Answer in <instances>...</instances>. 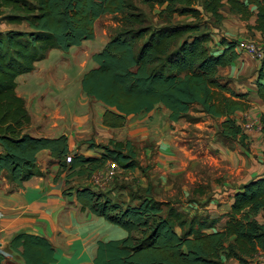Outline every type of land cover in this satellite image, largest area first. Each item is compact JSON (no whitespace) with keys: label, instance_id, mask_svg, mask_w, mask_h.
Segmentation results:
<instances>
[{"label":"trees","instance_id":"trees-1","mask_svg":"<svg viewBox=\"0 0 264 264\" xmlns=\"http://www.w3.org/2000/svg\"><path fill=\"white\" fill-rule=\"evenodd\" d=\"M137 1L150 11L157 8L153 21L135 0H0V23L14 25L0 29V176L22 186L42 175L37 164L41 150L49 151L57 173L67 171L66 181L89 177L107 161L124 169L139 167L129 140L96 144L87 139L89 147L101 152L85 156L72 152L63 134H30V114L16 93L20 74L31 72L52 49L68 51L93 39L94 24L104 15H112L116 25L103 47L91 55L95 66L80 80L84 94L104 106L103 126L122 127L129 116L156 107L166 108L170 121L194 123L200 116L193 112H202L218 119L216 140H235L247 150L249 137L234 113L248 109V92H236L229 78L220 74L242 51L237 39L213 42L210 29L224 18L226 6L247 22L248 30L260 33L258 42L264 47V0ZM252 16L254 22L249 23ZM263 68L261 64L255 85L256 96L264 101ZM74 190L81 209L127 232L99 241L93 264H251L264 250V174L241 183L228 210L215 216L199 208H178L177 199H159L149 190L139 189L133 203L114 200L90 185ZM9 248L24 264L55 260L54 248L43 236L17 233ZM4 258L0 252V264Z\"/></svg>","mask_w":264,"mask_h":264},{"label":"crops","instance_id":"crops-1","mask_svg":"<svg viewBox=\"0 0 264 264\" xmlns=\"http://www.w3.org/2000/svg\"><path fill=\"white\" fill-rule=\"evenodd\" d=\"M223 15L221 22L210 29L213 42H218L221 37L226 40L246 38L261 40L259 32L248 30L247 22L230 13L226 6ZM254 18L255 16H252L249 23H253ZM6 27L4 25V28ZM85 41L79 46H72L68 51L83 48ZM106 41L101 44V48ZM96 49L97 47L93 53L100 50ZM53 50L55 49H52L46 58L36 62L31 72L20 74L16 78V93L24 99L31 118L29 133L44 137L63 134L67 137L72 152L77 151L85 156H98L101 150L97 147H89L84 141L92 139L96 144H104L109 138L115 137L117 130H121L130 119H133L136 122L133 126L136 127L132 129L135 132L132 135L139 136L140 142L145 141V149L142 148L141 156L154 160V163L148 166V170L145 169L148 171L146 175L141 174L143 176H139L140 178L136 177L140 174L138 167L121 168V173L114 178L121 183H118V186L112 180L110 183L112 199L116 200V195L122 194L123 190H119L122 182L138 178V185L134 183V186H138L141 192L149 190L156 198L165 199L164 197L168 196L173 199L177 192L179 196L186 197L191 189V198L198 199V203H205L203 208L206 211L211 213V207L222 202L226 206L221 212L224 213L229 208L233 193L241 183L264 174L263 155L242 154L241 149L230 148L216 140L213 135L206 139L205 136L208 135H203V131L208 129L206 126L198 133L196 140L190 136L192 129L203 128L202 120L207 121L212 118L202 112H193L200 116V120L194 123L185 119L170 121L167 118L168 110L164 107H156L147 113L129 116L122 127L103 126L101 124L103 111L99 110L98 101L89 96L76 97V93L74 95L72 88L69 87L68 90L62 91L68 82V74L59 71L61 75L58 79L56 64L44 63ZM261 64V61L242 51L230 65L220 69V74L229 78V86L232 89L236 92H248V109L234 113L241 125L243 123L238 118L243 121L258 120L262 114L264 115V101L256 96L255 85ZM94 66L93 62L92 67ZM87 70H80L81 77ZM51 87H54V91ZM252 116L255 119H250L253 118ZM158 119L163 120L166 127L160 128L162 125L156 127L155 123H159ZM150 139L154 142V147L147 144ZM199 144L201 149L196 152L201 154L196 155L192 147ZM254 145H257L255 141ZM211 154L223 162L220 165L224 166L226 173L217 171L218 168L211 165V162L207 163L204 157L209 156L218 164L217 159L211 157ZM151 155L154 157L152 158ZM51 160L49 151L41 150L37 154V164L43 172L42 175L32 176L25 180L22 186H17L6 177L0 176V252L5 255L1 264H24L18 254L9 248L10 239L20 232L43 236L49 241L54 248L55 257V260L49 264H93L99 241L111 239V231L120 236L124 235L119 227L116 229L114 224L103 217L93 214L88 209H81L76 200L74 189L86 185L94 187V179L101 167L94 170L89 177L74 176L66 181L67 171L57 173V165ZM139 164L141 165V162ZM219 173L222 177H218ZM210 189L214 197L207 198L208 196L205 195ZM192 205L194 209H198L197 202L194 201ZM198 210L202 211V208ZM221 213H211V215ZM255 259L257 260V257Z\"/></svg>","mask_w":264,"mask_h":264},{"label":"rangeland","instance_id":"rangeland-1","mask_svg":"<svg viewBox=\"0 0 264 264\" xmlns=\"http://www.w3.org/2000/svg\"><path fill=\"white\" fill-rule=\"evenodd\" d=\"M135 2L139 6V8L146 14V17L148 18V20L153 21V18L155 15L154 12H156L157 8H154L153 11H150V9L147 5L142 4L137 0H135ZM182 19H189V17L180 16V20H182ZM115 25H116V21L114 20L112 15H104V16L100 17L98 20H96V22L94 24L95 38L92 40L91 39L86 40L85 46H83V48H78L77 50L74 49L71 52L55 49L48 56L47 60L44 63L56 64L55 71H56L58 79L61 75L58 73L59 71H60V73H62V71H64L68 74L67 75L68 82L66 83V87L63 88L62 91L69 87L70 89L72 88L71 90L74 93V95L76 93V97H80L81 95L86 96L81 90V85H80L81 75L79 74L81 72L80 70L81 69L87 70L90 68L89 66H91V67L93 66V62H92L91 56H90L91 53H93V51L96 47H97L96 50H99L101 48V46H102L101 44L103 42H105L106 39L109 38L110 33L113 32ZM5 26L13 27L14 25L9 24V25H5ZM3 28H4V24L0 23V29H3ZM91 62H92V65H91ZM60 81L62 82L63 79H61ZM52 86H54V85H52ZM51 88L54 91V87H51ZM48 101H50V99ZM98 103L100 105L99 110L103 111L104 106L100 102H98ZM262 115L259 117L258 120L253 121V123H255V125L253 127H251V128H247L244 126L242 127L249 137L248 138V144H247V146H248L247 150H244V148L242 146H240V144L238 142H236L235 140L231 141L229 144H226V145L230 148H237L238 150L241 149L242 154L251 153L253 156H258V155L264 156V119H262L263 118ZM242 117L244 118V116H242ZM252 117L253 118H250V119H255L254 116H252ZM238 119L241 120V122L243 124L246 122L245 120L243 121V119H240V118H238ZM132 120L133 119H130L129 122L126 124V126L121 128V130H117L116 135L113 139L122 140V141L129 140L131 142L132 147L136 153L137 159L139 160V162H141V165L139 164V167H138L140 174H138L136 176V177L140 178L139 176H143L141 174L146 175V172H148L147 171L148 166L151 163H154L153 162L154 160H152V159L148 160L150 157L147 158L146 156H143V157L141 156L142 148L145 149V147H144L145 141L140 142L139 136L132 135V134H135V132L132 129L136 127V126H133V123H136V122L134 120L133 121ZM202 122L204 124L203 128L192 129L191 133L189 134L190 136H193L195 140L198 137V133L203 131L205 126L208 128V129H205L203 131V135H208V136H205L206 139H209V137H211L212 135L213 136L215 135L214 131H216L217 120L211 118V119H208L207 121L202 120ZM155 124H156V127H160L161 125L162 126L160 128L166 127V124L163 122V120H159V123H155ZM209 128H211V129H209ZM139 133H140V131H139ZM214 138L216 139V136H214ZM194 139L192 140V142L194 141ZM108 140L106 141V143L108 142ZM254 141L257 144L256 146L254 145ZM146 142H147V140H146ZM151 143H152V145H151ZM147 144L150 145L151 147H154V145H155L154 142H151V139L148 141ZM193 144H194V142H193ZM195 147L197 150H195ZM195 147H192V148L196 152V151H198V149L199 150L201 149V144H199ZM204 149H205V147H204ZM242 151H244L245 153ZM144 152H145V150H144ZM200 154H201V152H196V155H200ZM144 155H146V154H144ZM151 157H152V155H151ZM211 157H213L214 159H217V162L219 165L217 163H214V160L209 158V156L204 157V158L207 160V163L211 162V165L216 166L218 168L217 171H221V173H226L224 171V166L220 165V164H223V162H221L219 160V158H217L215 155L211 154ZM140 158H141V160H140ZM145 169H147V170L145 171ZM220 169H222V170H220ZM119 170L122 171L121 168H119ZM120 173L121 172L119 171V173H117L116 176ZM218 177H222L220 173L218 174ZM114 178L112 179V181L114 183H116V186H118V183H121V182H119V180L115 181ZM138 178L128 180L129 182H122L121 189H119V190H123V192H121L122 194L119 193V195H116V198H117L116 200H118V201L121 200L124 203H128V202L133 203L134 202L133 199L139 195V189L137 188L138 186H136V187L134 186V183L138 185V181H137ZM87 180H88V182H90L89 178ZM122 180H125V179H122ZM85 182H87V181H85ZM110 183H111V181H108L103 187H99L96 184H94V187H96L97 189H101V190L105 191L110 197ZM76 184L79 185L82 183H76ZM205 194H206V192H205ZM212 194H213V191H211V189H210V191L205 196L206 197L208 196L207 198H212V197H214V196H212ZM170 197H172V196H170ZM191 197H192L191 189H189V193L186 197H184L183 195L179 196V192H177V194L174 196V199H177L179 201L178 208L180 207L183 209H188L190 212L197 211V209H194L192 206L188 205L187 202L189 201V199H191V201H192L191 203H193L195 201V202H197V204H199L198 208H202V210H205L203 208L204 203H202V202L198 203L199 202L198 199H192ZM164 198H169V197L166 196ZM217 199L219 200L221 198H217ZM225 207L226 206H224V204L222 202H218V204H214V207L213 206L211 207V213L212 214L221 213L224 211V209H226ZM262 216H264V214H262ZM115 226H116V229H118V227H119V229L122 230V232L124 233L123 236H125L127 234L126 230H124L120 226H117V225H115ZM110 236L112 238L123 237V236L118 235V233H114V231L110 232ZM251 264H260V263L258 262V259L257 260L255 259L251 262Z\"/></svg>","mask_w":264,"mask_h":264},{"label":"built area","instance_id":"built-area-1","mask_svg":"<svg viewBox=\"0 0 264 264\" xmlns=\"http://www.w3.org/2000/svg\"><path fill=\"white\" fill-rule=\"evenodd\" d=\"M263 44H260L258 41L251 39H240L237 40V46L241 51L249 53L253 58L261 61L264 67V47ZM254 120H247L242 127L251 128L255 125ZM66 160H70V155L66 157ZM119 166L116 161L110 162L107 161L104 166L101 167V170L97 172L95 177V184L99 187H103L108 181H111L117 173H119ZM119 170V171H118ZM258 262L264 264V250L259 251L257 256Z\"/></svg>","mask_w":264,"mask_h":264}]
</instances>
